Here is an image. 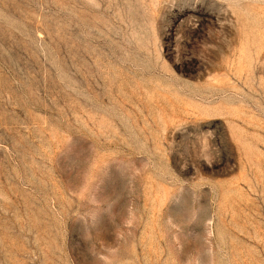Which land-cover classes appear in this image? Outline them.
<instances>
[{"label":"rangeland","instance_id":"374dc122","mask_svg":"<svg viewBox=\"0 0 264 264\" xmlns=\"http://www.w3.org/2000/svg\"><path fill=\"white\" fill-rule=\"evenodd\" d=\"M0 264H264V0H0Z\"/></svg>","mask_w":264,"mask_h":264}]
</instances>
